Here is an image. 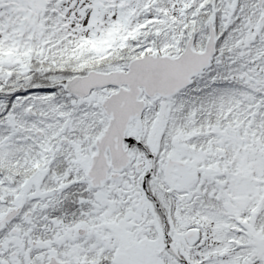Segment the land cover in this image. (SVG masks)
<instances>
[{
  "label": "snow or ice",
  "instance_id": "obj_1",
  "mask_svg": "<svg viewBox=\"0 0 264 264\" xmlns=\"http://www.w3.org/2000/svg\"><path fill=\"white\" fill-rule=\"evenodd\" d=\"M0 264H264V0H0Z\"/></svg>",
  "mask_w": 264,
  "mask_h": 264
}]
</instances>
